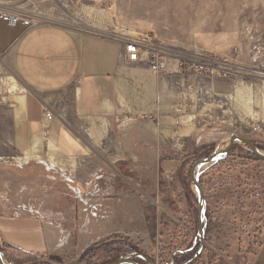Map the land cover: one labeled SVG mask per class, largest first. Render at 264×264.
<instances>
[{
    "label": "rangeland",
    "instance_id": "obj_1",
    "mask_svg": "<svg viewBox=\"0 0 264 264\" xmlns=\"http://www.w3.org/2000/svg\"><path fill=\"white\" fill-rule=\"evenodd\" d=\"M0 5L82 24L88 32L99 29L86 22L94 18L103 28L147 33L183 60L172 85L182 101L165 113L172 159L119 162L137 180L138 172L145 176L148 191L131 180L142 201L135 212L143 203L144 213L123 223L96 224L90 208L86 219L81 216L89 206L78 199L73 177L70 183L61 169L33 161H2L0 213L40 209L58 233L50 251L31 257L0 242L6 258L15 264L73 259L106 264L140 253L144 257L126 264H148L145 257L154 264H180L192 257L200 245L192 164L222 149L231 134L248 138L264 153V0H0ZM187 60H196L197 70L187 69ZM198 179L207 201L205 250L192 264H211L216 253H243L264 224V160L236 141L222 158L202 166Z\"/></svg>",
    "mask_w": 264,
    "mask_h": 264
},
{
    "label": "crops",
    "instance_id": "obj_2",
    "mask_svg": "<svg viewBox=\"0 0 264 264\" xmlns=\"http://www.w3.org/2000/svg\"><path fill=\"white\" fill-rule=\"evenodd\" d=\"M79 25L0 21V162L61 169L89 206L82 205V218L90 208L96 224L123 223L134 219L142 201L131 182L135 171L119 162L172 159L165 113L182 101L172 86L179 72L153 74L144 62L127 61L117 41ZM45 109L54 115L50 121ZM142 174L137 183L148 191ZM138 212L144 213L143 203ZM43 213H0V242L25 253L50 251L58 233ZM253 236L249 252L216 253L211 264H264V224Z\"/></svg>",
    "mask_w": 264,
    "mask_h": 264
},
{
    "label": "built area",
    "instance_id": "obj_3",
    "mask_svg": "<svg viewBox=\"0 0 264 264\" xmlns=\"http://www.w3.org/2000/svg\"><path fill=\"white\" fill-rule=\"evenodd\" d=\"M0 21L8 25L22 24L26 27L36 26L38 24L49 22H59L56 19L48 18L41 15L30 16L26 11L11 8L9 6L0 5ZM94 35L104 36L117 41L123 46L125 59L129 62H144L149 71L153 74L177 73L180 72L182 66V58L172 54L169 49L161 45L153 36L147 33H136L125 27H113L109 29L90 30ZM186 68L189 70H197L196 60H187ZM54 118L51 111L44 110V119L50 121ZM17 163L24 162L16 160ZM68 182H72L71 178H67ZM78 199L86 204L80 188H75Z\"/></svg>",
    "mask_w": 264,
    "mask_h": 264
},
{
    "label": "water",
    "instance_id": "obj_4",
    "mask_svg": "<svg viewBox=\"0 0 264 264\" xmlns=\"http://www.w3.org/2000/svg\"><path fill=\"white\" fill-rule=\"evenodd\" d=\"M236 141H241L242 143H244L248 147V149L256 157L264 160V153H262L261 150L258 147H256V145L252 141H250L246 137H242V136H239L236 134H231L229 136V139H228L226 145L222 149H220L218 151H213L209 155L196 160L192 164L191 170H190V181H191V183H193L195 185L197 195H198L196 226H197V232H198V235L200 238V245H199V248L196 250V252L192 255V257H190L185 262L180 263V264H192V263H194L197 260V258H199L200 254L205 250L204 223H203L205 198H204V192H203L201 183H200V181L198 179V175H196L195 171L202 164L212 163V162H215L218 159L222 158V156L226 155L230 151L233 143ZM136 256H143V255L140 253L129 254V255L119 257L118 259H116L110 263H106V264L134 263L131 260V258L136 257ZM145 259H146V262L148 264H154L152 261H150L149 258L145 257ZM0 264H12L4 255V252L1 249V246H0ZM63 264H82V263L78 260L73 259V260H69Z\"/></svg>",
    "mask_w": 264,
    "mask_h": 264
},
{
    "label": "trees",
    "instance_id": "obj_5",
    "mask_svg": "<svg viewBox=\"0 0 264 264\" xmlns=\"http://www.w3.org/2000/svg\"><path fill=\"white\" fill-rule=\"evenodd\" d=\"M251 245H249V247L244 251V252H249L251 249H252V246L254 245V242L253 243H250ZM17 252H20V253H22V254H24V255H26V257H31V256H35V254L34 253H25V252H22V251H17ZM243 252V253H244ZM10 260H11V262L12 263H17V262H15L12 258H9Z\"/></svg>",
    "mask_w": 264,
    "mask_h": 264
},
{
    "label": "bare ground",
    "instance_id": "obj_6",
    "mask_svg": "<svg viewBox=\"0 0 264 264\" xmlns=\"http://www.w3.org/2000/svg\"><path fill=\"white\" fill-rule=\"evenodd\" d=\"M10 90H11V91L14 90L13 86L10 87ZM188 120H190V118H188ZM219 150H220V149H219ZM262 153H263V152H262ZM204 165H206V164H202V165H201V166L195 171L196 175L199 174V172H200V168H201L202 166H204Z\"/></svg>",
    "mask_w": 264,
    "mask_h": 264
}]
</instances>
